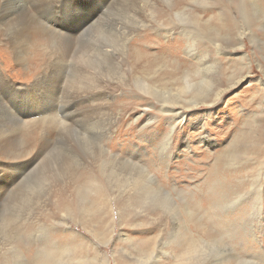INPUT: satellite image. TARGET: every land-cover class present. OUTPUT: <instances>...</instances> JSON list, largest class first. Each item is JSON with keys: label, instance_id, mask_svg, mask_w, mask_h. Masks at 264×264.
I'll return each instance as SVG.
<instances>
[{"label": "rangeland", "instance_id": "1", "mask_svg": "<svg viewBox=\"0 0 264 264\" xmlns=\"http://www.w3.org/2000/svg\"><path fill=\"white\" fill-rule=\"evenodd\" d=\"M34 2L17 12L39 15ZM57 9L54 25L44 23L66 39L75 31L63 15L97 14L53 73L64 72L66 92L93 85L111 95L104 110L79 109L74 128H61L39 90H20L50 75L62 37L29 17L20 58L0 47V73L14 85L0 90V130L14 136L0 140L20 147L36 128L33 143L49 145L30 167L15 158V179L0 168V264H264V0H61ZM11 19L0 28H25ZM36 28L49 42L23 46ZM238 40L216 60L215 46ZM218 84L214 104L173 122L164 152L173 119L159 101L209 96ZM16 116L37 119L16 127Z\"/></svg>", "mask_w": 264, "mask_h": 264}, {"label": "bare ground", "instance_id": "2", "mask_svg": "<svg viewBox=\"0 0 264 264\" xmlns=\"http://www.w3.org/2000/svg\"><path fill=\"white\" fill-rule=\"evenodd\" d=\"M21 1L22 0H0V22H2L3 20L9 19V18H12L11 22L12 21L15 22V20L18 21L17 17L19 16L21 27H22V25H24V27H25L22 29H18V31H17V29L9 31V30L0 28V47L3 49V51L6 53V55L8 57L16 58L19 56L18 58H20V55L23 54V52L20 51L19 48L17 47L18 35H19V32H22L25 30L27 31L28 27L31 26V21L29 20V17L31 19H37L39 23L41 22V20H43L42 24L40 23L39 25L44 29L45 34L48 37L55 36V34H53V33H56L59 35V37H62V42L60 45L56 46V48H53V47L50 48V54L48 56L49 57V73H50V75L48 77L40 79L41 81H37L36 83H39V84H37L34 88L32 86L24 87L23 89L20 90V93L24 94V95H26V97H28L29 93H32L35 90H39V93L42 94L41 97H43L41 99L42 107L44 108L47 105V106H50V108H51V113L49 116V122H53L55 125H57V124L61 125V128L72 129V128H74V122L76 121L75 117L80 115L83 112V111H80L79 109H85L86 111L89 112V110H97V109H93V108L99 107L98 111L100 110V108H102L104 110L105 109V107H104L105 103H103L102 101H106L107 96H110L111 92L108 91L107 88H105V87H94L93 85L88 89H82L81 94L79 93L78 95H76V93H72L69 91L66 92L65 88L61 85L62 84L61 75L64 72H62V70L60 69L61 75L56 77V75L52 71V68L55 66L56 61H59V63H60L61 61L65 62L68 59L70 53L72 52L71 43L74 40H78L79 38H81V36L88 29V27H90V26H87V27L86 26L82 27V26L88 20L95 19L97 12L96 13L95 12L94 13L93 12L88 13L87 16L89 18H87V20H85L84 17H83V20L81 17L76 19L75 15H72L73 18H70V21H69L70 23L65 19V15H63V21H66V25L70 26V29L71 30L73 29L75 31L74 33L71 34L69 39H66L67 37L61 36L64 34L56 32L55 30L50 31L44 23V21H45L47 24L52 26L54 21L48 20L47 17L49 15L50 16L53 15V13H51L52 8H54L56 10V12H58L57 6L61 2V0H35V2L33 4V9L36 10V12L39 11V13H38L39 15H33L31 12H28V11L27 12H20L21 9L19 10V12H17L18 11L17 10L18 4L20 5L19 2H21ZM21 6H23V5H21ZM96 6H98V5H96ZM41 9H42V11H41ZM78 12H80L79 8L76 7L75 13L78 14ZM69 16H71V15H69ZM80 20L83 21L82 25L80 23ZM77 22H78V25L73 26V24H75ZM72 26H73V28H72ZM189 33L192 36L195 35L196 34L195 29ZM186 34H185V36H188ZM46 42H49V38L47 39L36 28V29L32 30L31 33L23 39V46L28 45V44H43ZM240 44H241L240 40H238V42H235V43H230V42L224 41V44L221 43L219 46H215V51H216V55H217L216 60H218L219 56L226 55L229 50H232L233 52H237L239 50L238 47ZM198 59H199V57L193 58L194 62L195 61H197V63L201 62L198 64V66H204L206 64V63H204L205 60L203 62L202 60L198 61ZM188 79H187V76L184 78V83H183L184 87L182 88L183 91H186V89H188L190 87V86H187ZM230 81L233 82V80H231V79H230ZM230 81H228V82H230ZM45 83L47 84V87L45 88V91L43 92L41 90H42V86H46ZM207 83H208V81H207ZM233 84H232V86H233ZM13 86L14 85H12L10 82L6 81L2 77V74L0 73V90H2L1 87H6L9 89V88H12ZM216 86H219V87H214V89L211 90V91H213V93L209 96L207 95V96L202 97L198 94L195 98L192 97L190 99H187V101H180V100L178 101L177 99H175V100L163 99L162 101H159V103H161L160 111L165 114V117H169L170 119L171 118L173 119L172 122L170 123V125L168 126L169 130L167 131V134L162 139L163 140L162 150L164 152L169 150V147H171V143L173 141V137H175L174 136L175 130H174L173 122H175L176 119H180L179 123H181L185 117V114L183 112L187 109H190L193 107H199V108L200 107H206V106H210V105L214 104L217 101V99L219 98V96L224 91L221 87L222 86L221 84H218ZM146 87H148V86L144 85L141 88L144 89ZM152 90H154V89L152 88ZM179 90H181V89H179ZM175 92H177V91L175 90ZM158 94H157V96H158ZM169 94H168V96H169ZM179 94H181V93H179ZM163 96H164V94H163ZM0 97H2L1 93H0ZM169 98H170V96H169ZM179 98H181V97H179ZM1 102H2V99L0 98V103ZM5 111H6V109H3L0 106V112H5ZM29 113H27V114H29ZM58 113H60V117H58ZM36 119H33V118L29 119L28 116H24V118L16 116L14 124H16V127L25 126L27 128H31V125L35 123ZM90 122H91V119H88V123H90ZM49 131H51V130L50 129L47 130V132H49ZM35 132H36V128L30 129L25 136L23 144L20 147L15 145L12 142L2 143V140H0V168L5 173H11L9 175L12 179H15L18 176L17 169L20 165L19 162H12L15 158L27 157L25 162L23 163V167L24 168L30 167L37 161V159L39 158V156L43 152V150L48 149V147H49V145L46 144V137L44 139L45 142L43 141V137H41L35 144L33 143L34 138H35ZM13 136H14V130H13L12 126L5 127V128L0 130L1 139L6 138V139L10 140ZM33 144H34V146H33ZM5 158L8 160L4 161L3 159H5ZM131 165H133V164H131ZM259 167H260V172H264V165L261 164V166H259ZM261 186H262V184H261Z\"/></svg>", "mask_w": 264, "mask_h": 264}]
</instances>
